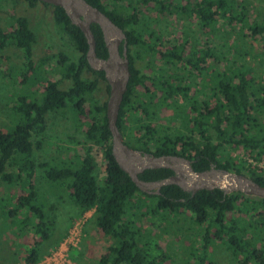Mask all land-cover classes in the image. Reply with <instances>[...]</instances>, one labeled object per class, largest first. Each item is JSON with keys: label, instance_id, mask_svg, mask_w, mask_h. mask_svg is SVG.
<instances>
[{"label": "trees", "instance_id": "obj_1", "mask_svg": "<svg viewBox=\"0 0 264 264\" xmlns=\"http://www.w3.org/2000/svg\"><path fill=\"white\" fill-rule=\"evenodd\" d=\"M24 1L29 6L37 2L49 5L54 22L66 34L78 55L73 60L58 52L55 66H60L69 85L59 88L57 81H48L38 97L17 96L12 107L16 121L6 132H0V181L8 184L20 180L27 188L26 193L14 201L8 214L16 216V211L25 210L24 219L19 220L23 222L29 216L34 217L36 223L32 229L40 239L50 236L47 226L53 223L52 219H44L40 206L34 204L37 196L32 178L39 168L46 180L65 187L80 213L93 209L97 214V228L113 238V242L100 254L98 264H159L152 251V248L159 247L146 241L139 225H136V217L154 218L156 222L149 224L160 229L166 216L179 213L189 214L196 225L205 224L198 251L201 255H206L213 240H221L236 264H263L264 251L244 237L247 227L240 222L242 217L239 213L249 214V218L254 220L248 226L264 227V211L251 213V204L261 202L264 207V198L256 201L240 192L226 193L216 187L198 189L191 195L175 184L160 186L158 193L139 190L111 154V136L105 117L106 100L88 106L89 93L95 91L100 83L108 93V85L103 71L91 69L86 62L87 44L83 34L70 22L62 7L39 0ZM86 1L106 14L126 36L129 78L116 118L123 143L153 155L172 154L187 158L194 171L214 166L244 174L264 186L263 169L252 165L246 168L235 163L225 150V146L240 145L252 160H260L264 155V119L263 122L259 119V115L264 117V77L251 78L242 63L233 65L232 61L221 69L215 66L213 78L199 102L193 98L195 95L188 94L190 84L186 80L190 73L186 70L202 72L207 68L204 65L206 58L213 65L221 63L210 49V42H203L198 49L190 47L187 52L185 42L172 43L160 49L158 36L150 29L139 28L141 10L150 3L158 15L195 16L194 24L198 29H211L218 19L228 25L244 23L246 35L251 38L264 35V17L252 18L244 4L235 5V9L227 0ZM232 11L236 13L232 14ZM90 29L95 40V55L105 58L107 51L100 28L91 23ZM35 40L36 34L25 16H15L8 31L0 28V51L11 44L21 52L22 77L33 70L32 45ZM118 49L122 51L121 45ZM136 49L147 57L156 56L162 63L153 76L134 64L139 55V50L134 52ZM178 64L179 68L176 67ZM87 73L90 76H86ZM150 79L154 91L146 84ZM21 81L24 82L23 79ZM160 106L168 119L179 122L190 112L193 129L181 132L166 127L160 131L152 124ZM66 108L77 116H86L81 130L83 154L74 155V159L69 161L36 163L33 150L40 147L43 140L47 115ZM96 151H100L104 158L105 179L101 184L95 176ZM11 167L14 170L8 171ZM171 174L169 168H148L138 173V178L151 182ZM37 245L38 242H34L27 250L25 264H34L38 260Z\"/></svg>", "mask_w": 264, "mask_h": 264}, {"label": "rangeland", "instance_id": "obj_2", "mask_svg": "<svg viewBox=\"0 0 264 264\" xmlns=\"http://www.w3.org/2000/svg\"><path fill=\"white\" fill-rule=\"evenodd\" d=\"M227 1L235 9V5L244 4L252 18L264 17V0ZM141 11L139 28L152 30L158 36L160 49H165L172 43L185 42V52H187L190 47L198 49L203 42H210V49L221 63L213 65L210 59L206 58L204 65L207 68L202 72L186 70L190 73V77L186 80L190 84L188 94L195 95L193 98L196 97L197 101L200 102L207 91L215 66L221 69L230 65L232 61L233 65L242 63L251 78L264 77V35L249 37L246 35V24L233 22L228 25L222 19H218L211 29H198L194 24L195 16L184 17L173 13L158 15L151 3ZM235 13L236 11H232V14ZM19 15L27 18L29 27L36 34V40L32 45L33 70L22 77L21 52L13 45L9 44L0 51V132H6L16 121L17 117L12 107L16 103L17 96L25 94L31 98L38 97L48 81H57L59 88H66L69 85V81L62 76L60 66H55L58 52L73 60L78 55L66 34L54 22L52 8L49 5L37 2L29 6L24 0H0L2 30H10L13 18ZM249 21L250 19L247 20ZM134 64L150 77L156 73V68L162 65L156 56L147 57L141 50ZM176 67L179 68V64ZM86 76L90 75L87 73ZM146 84L154 91L151 79L146 80ZM106 98L107 93L100 83L95 91L89 93L88 106L91 107L95 102H101ZM185 104L186 101L183 105ZM85 117V115L77 116L68 108L49 113L40 147L33 150L35 162L53 164L52 162L73 160L74 155H82L84 143L81 130L85 126ZM191 117L192 114L188 112L182 122L170 120L166 116V111L160 106L156 120L152 124L160 131H164L167 127L170 130L183 132L186 129H193ZM259 119L263 122L264 117L259 115ZM225 150L235 163L242 164L246 168L249 165L256 166L264 171V155L260 160H252L245 155L240 145H228L225 146ZM95 162V176L101 184L104 182L105 174L104 158L100 151L95 152ZM13 170L14 167L8 168V171ZM42 174V170L36 168L32 183L37 196L34 204L40 206L44 219L49 218L53 222L47 226L50 235L47 239H40L39 234L32 229V225L36 223L34 217L29 216L23 222L20 221L25 217V210L16 211V216L8 214V210L14 206V201L26 193L25 185L20 180L8 184L0 181V264H25L27 250L34 242H38V260L34 264H98L100 254L113 242V238L97 228L95 225L97 214L93 209L80 213L78 207L68 197L65 187L46 180ZM245 196L256 201L260 198ZM142 200L147 201L144 198ZM251 206V213L264 211L261 202ZM239 216L242 217L240 222L247 227L244 237L264 251V227L248 226L254 221L249 218V214L245 215L241 212ZM150 222H156V219L148 216L136 217V225H139L146 241L155 243L159 247L152 248L159 264H197L199 260L200 264H236L233 255L221 240H213L205 256L198 252L205 224L196 225L191 221L189 214L166 216L165 221L160 224V229H155L149 224Z\"/></svg>", "mask_w": 264, "mask_h": 264}, {"label": "water", "instance_id": "obj_3", "mask_svg": "<svg viewBox=\"0 0 264 264\" xmlns=\"http://www.w3.org/2000/svg\"><path fill=\"white\" fill-rule=\"evenodd\" d=\"M63 8L70 22L77 26L85 38L87 49L85 59L93 70L103 71L108 85L105 101V117L111 136V154L118 167L123 170L135 184L146 193H158L160 186L175 184L192 195L198 189H221L223 192H240L244 195L264 198V186L244 174H236L211 166L204 171H194L187 158L172 155H153L133 149L123 143L116 126V118L123 93L129 78L128 59L126 56V36L106 14L86 0H39ZM100 28L107 55L100 58L95 55V40L90 24ZM121 45L122 51L119 52ZM165 167L173 174L160 180L147 182L138 178V173L148 168Z\"/></svg>", "mask_w": 264, "mask_h": 264}, {"label": "flooded vegetation", "instance_id": "obj_4", "mask_svg": "<svg viewBox=\"0 0 264 264\" xmlns=\"http://www.w3.org/2000/svg\"><path fill=\"white\" fill-rule=\"evenodd\" d=\"M171 170V169H170ZM172 171V170H171ZM172 174H173V172H172Z\"/></svg>", "mask_w": 264, "mask_h": 264}]
</instances>
